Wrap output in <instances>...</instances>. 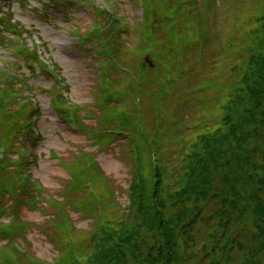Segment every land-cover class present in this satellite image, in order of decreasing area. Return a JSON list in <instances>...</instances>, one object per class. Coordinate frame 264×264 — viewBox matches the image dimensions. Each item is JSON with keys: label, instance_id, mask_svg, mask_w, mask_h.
I'll return each instance as SVG.
<instances>
[{"label": "rangeland", "instance_id": "rangeland-1", "mask_svg": "<svg viewBox=\"0 0 264 264\" xmlns=\"http://www.w3.org/2000/svg\"><path fill=\"white\" fill-rule=\"evenodd\" d=\"M239 1L233 0L232 4L236 6ZM260 1L255 0L253 6H244L245 11L242 12V15H240L241 8L239 10L236 7L233 9L234 6L231 5L230 10L232 9V13L227 16L228 21L224 25H221L219 34L227 45L231 42L236 45L231 55L232 57H223L222 59L219 54L214 56V51L218 48L216 43H214L211 45L208 62L203 63L202 69L194 67L196 73L193 79L196 84L204 81H210L213 84L210 97L209 93L206 94L209 97L207 99L208 104L193 99L189 101L187 95L179 98L176 85L171 86L172 92L170 95H165L164 91L161 90V82H158L159 90L148 98L143 95L142 90H147L150 87L145 86L137 92L132 87L127 89L123 102L124 108H117L115 115L126 117L127 120L122 119V122L125 121L127 123L128 132H131L134 136L131 138L133 141H119L113 146L105 147L102 150V154L98 157L103 169L114 181L117 201H121L119 202L120 208L116 206L118 205L116 201L108 203L109 200L104 196L101 187H98L95 181L84 175L78 176L76 180L68 179V176H66L67 172L61 170L56 163H53V153L65 158L69 156L70 152L71 154L76 153L81 148L96 152L99 149L91 148L84 138L72 134L70 132L71 128L66 125L63 126L58 117L55 114L52 115L53 112L48 106L49 100L47 97L39 95L45 107L40 129L46 139L38 148V154L41 156V159L38 166L35 167L34 172L36 177L42 183L53 188V191L55 189V191L58 190L60 193H65L67 189L74 187L79 192L78 194L73 193L70 195L71 198L67 201V208L69 209H66L72 218L73 224L76 226V231L68 232L64 230L61 224L63 222L58 220L59 217L57 215L55 220L58 224L62 225L61 228L53 232V235H45L44 229H48L49 233L52 232L48 228V225L51 223L47 222L51 218L50 214L52 210L48 211L49 216L47 218L38 212H28L25 213V219L35 222V227L28 232L31 245L29 246L23 241L22 245L24 248H28L34 256L43 259L47 263L49 262V264H83L87 263L85 261L91 257V252L97 246L96 244L100 242L103 235L102 232L107 230L106 228L113 227L117 229L122 225L123 221L130 222L129 225L131 226L136 223V220H141L142 217L136 214L133 209L131 210L130 208L131 211L129 210L131 200L134 199L135 204L140 203L139 195H135L137 190H134V192H130L129 190L133 182V176L136 175L138 169L142 168L143 171L147 168L149 169L146 162L142 161V159H148L147 153L139 149L137 146L138 140L145 138L144 142L152 143L151 154L162 151L166 154L169 152L173 154L176 151L180 155L178 158L180 163L184 159V156L189 154L194 145L198 143L200 136L205 133L209 134L210 131L215 130L216 127H220L224 123L223 119L229 113L228 109L231 108L232 102L238 100V96L241 94V82L247 69L237 62V59H244L246 57V52L242 53L243 51H247L246 46L248 45L245 39L248 31H254V27L250 23V19H253L252 15L256 13V9L263 8L264 6V0ZM139 9H136L135 12L134 20L136 23L141 18ZM258 14L260 15L261 13ZM79 15L81 16L82 14ZM26 24L32 27L35 25L34 22H27ZM64 27L67 29L64 30ZM41 30H43L42 36L44 39L51 42L49 52L52 53L53 58L60 64L65 80L71 87L70 98L80 103H89L92 99V93H94V87L98 85L97 66L94 65L90 56L88 57L73 46V41L68 37L67 23L61 17L56 21L43 23ZM136 32L140 34V31L137 30ZM137 35L136 41L138 43L141 39ZM0 54H2L1 49ZM128 64H131L135 70L142 67L141 60L138 57H129L125 61L124 67L130 70ZM166 65V71L160 73L162 76H171L174 79L180 76L172 63H167ZM235 70H237V73L233 74ZM131 80L130 76L129 81ZM37 84H43L47 87L50 85L45 80ZM151 100L156 102L154 110L150 108ZM201 103L206 106L202 107ZM193 108L198 112L190 119V124L193 125V122L199 121V116L201 115L205 117L201 121L204 125L199 131L196 130L194 133L186 134L180 131L182 129L181 123L174 121V117L181 114L187 116L188 110ZM168 118H170V121L167 120ZM226 128H230V126L228 125ZM71 158L70 156L68 157V159ZM247 158L252 157L248 156ZM254 160L255 162L253 163L255 165L249 166L245 174L246 179L252 181L250 183L251 186H248V188L250 189L251 187L254 190L257 188L259 192L256 194L257 198L264 196V192L259 188L264 174L258 170L262 169L264 171V161L260 157ZM72 165L76 166L74 163ZM261 165L262 167H260ZM168 170L170 172L169 167ZM150 175L152 178L155 174L153 171H150ZM164 176L167 177L166 174ZM178 179L179 177L174 180V188L166 184L162 185V187L166 191L179 192L181 188ZM154 182L148 185L150 189L154 186ZM222 191L221 193H223ZM215 192H218V190ZM53 194L58 199L61 198L58 193L54 192ZM243 196L246 200L245 204L250 208H254L256 201L253 197L255 195L247 196L244 193ZM221 205L222 201L220 198L216 199L213 196L207 204L200 205V211L202 212L197 217L196 228L181 238L183 242L189 239L191 241L190 247L186 251V256L178 259L175 264H244L246 260L251 264H264V249L262 253L261 250L258 251V238L256 237L257 233H255V231L257 232V225L261 227L264 225L256 220L253 223H246L244 222V217L238 216L237 210L231 208L233 211L231 214L230 209L224 208ZM116 207L120 209L121 217L116 215ZM164 208L167 211L172 210L169 204H165ZM190 208L195 209L192 205H190ZM144 232L146 235L145 230L143 231V235ZM214 232L219 234L216 239L215 236H212ZM229 232L234 234L231 244L225 242L229 236L226 237L225 234ZM151 234L146 235L147 243L154 244L153 241L157 235L152 236ZM0 235H3L1 227ZM158 238L160 239L159 235ZM220 240L223 241L221 246H219ZM202 243H205L208 247L203 248L204 245ZM254 254L256 255L254 256ZM0 264H27V262L11 246L0 242Z\"/></svg>", "mask_w": 264, "mask_h": 264}, {"label": "trees", "instance_id": "trees-1", "mask_svg": "<svg viewBox=\"0 0 264 264\" xmlns=\"http://www.w3.org/2000/svg\"><path fill=\"white\" fill-rule=\"evenodd\" d=\"M263 10L256 9V12ZM240 14L242 15L241 12ZM263 20L264 17L258 18L255 22L263 23L261 22ZM245 40L247 49L256 50L252 54L254 56L250 58L252 68L245 72L241 94L234 103L240 112V122L233 123L226 117L225 121L229 124H222L213 134L199 137L198 143L187 154L188 156L186 155L183 170L178 176L181 191L172 193L171 198L163 199L162 171H158L159 167L151 164L156 180L151 187L152 190L147 186L137 189L135 195H139V204L130 199L131 210L140 215L141 220H136L131 226L130 222L123 221L117 229L104 230L100 242L91 252V257L83 264H175L187 254L188 241L183 242L181 238L194 230L199 215L195 216L194 212L200 209L201 204H207L212 196L220 198L221 206L230 209L231 214L232 209L237 210L238 216L245 218L244 222L253 223L256 220L264 225V196L256 198L259 192L257 188L255 190L248 188L252 181H248L245 174L249 166L255 165L254 159L260 157L264 161V24L260 31L256 29L254 33H249ZM218 52L223 59L225 49L220 47ZM228 125L230 128H226ZM141 144L148 154V162L151 163L152 143ZM248 156L252 158L248 159ZM250 162L252 163L249 164ZM258 170L264 174L262 169ZM152 182L154 179L150 184ZM143 187L147 190L140 193L139 191L144 190ZM259 188L264 192V177ZM217 190L218 192H215ZM244 193L247 196L255 195L254 208L245 204ZM165 204H169L172 210H165ZM190 205L195 209H191ZM257 227V249L262 253L264 226ZM144 230L146 235L151 233L152 236L157 235L154 244L147 243L145 232L143 235ZM214 234L216 239L219 234L216 232ZM225 235L226 237L229 235L225 242L231 244L234 234L229 232ZM222 244L223 241L220 240L219 246ZM244 264L251 263L246 260Z\"/></svg>", "mask_w": 264, "mask_h": 264}]
</instances>
